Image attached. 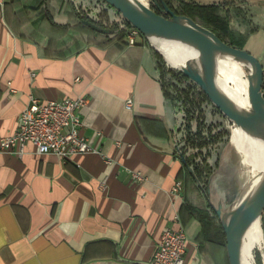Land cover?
Instances as JSON below:
<instances>
[{
	"label": "crops",
	"instance_id": "0c3cea01",
	"mask_svg": "<svg viewBox=\"0 0 264 264\" xmlns=\"http://www.w3.org/2000/svg\"><path fill=\"white\" fill-rule=\"evenodd\" d=\"M78 7L0 0V139L16 129L29 95L84 97L79 132L97 150L65 162L32 145L0 150V264H147L167 227L185 231V264H229L224 233L203 232L191 210L212 204L184 178L179 116L164 98L156 48L142 36L128 45L88 33ZM243 9L256 26L245 50L264 68V0H244Z\"/></svg>",
	"mask_w": 264,
	"mask_h": 264
},
{
	"label": "trees",
	"instance_id": "16d2710c",
	"mask_svg": "<svg viewBox=\"0 0 264 264\" xmlns=\"http://www.w3.org/2000/svg\"><path fill=\"white\" fill-rule=\"evenodd\" d=\"M243 2L244 0H222L209 3L198 0H149V7L156 13L168 17L163 9L165 5L175 14L187 16L209 29L225 44L245 49L246 40L256 30V26H251L244 33H235L230 25L232 17L246 16H244ZM95 3L107 5L102 0H95ZM76 16L80 20L77 24L84 19L109 30H112L113 25H118L111 24L108 11L103 7H100L99 12L93 17L82 15L79 11L76 12ZM120 19L123 26L118 34H114V38L121 40L125 36L126 28L131 26L121 16ZM244 23L251 24L250 19H246ZM81 27L88 33H95L86 26ZM153 55L164 98L171 104L175 113H180L181 116L174 136L177 138L176 151L181 163L182 157L185 162V165L182 163L184 178L187 183H193L198 189L203 190L207 185L205 183H207L208 175L218 164L220 151L225 145L230 144V134L231 136L234 134L233 123L181 71L167 66L158 51L153 50ZM261 90L264 92V82H262ZM190 151H193V155L188 154ZM185 166L190 167L191 172ZM201 185L203 186L200 187ZM191 210L202 222L203 232L207 227H215L223 233L212 208L209 210L191 207ZM260 222L262 233H264V211L260 214Z\"/></svg>",
	"mask_w": 264,
	"mask_h": 264
},
{
	"label": "water",
	"instance_id": "95a60500",
	"mask_svg": "<svg viewBox=\"0 0 264 264\" xmlns=\"http://www.w3.org/2000/svg\"><path fill=\"white\" fill-rule=\"evenodd\" d=\"M102 1L114 8L122 19L127 21L132 28L138 30L140 35L146 38L149 43L148 35L150 33L186 42L190 49L195 52L199 64L195 62V58L188 56L185 57L180 67L175 68L197 85L208 100L234 125H251L256 121L264 122V92L261 90L262 82H264V68L245 49L225 44L209 29L187 16L175 14L165 5L163 9L168 17L156 13L146 3L137 0L133 2L127 0ZM81 23L102 34L112 33V30L100 27L89 20L83 19ZM150 45L154 48L151 43ZM159 54L163 57L160 52ZM214 54L239 58L246 63L244 68L247 71L248 110L240 111L229 105L219 93L214 82ZM181 159L185 165L183 157ZM185 167L190 171V167ZM211 207L225 235L229 264H241L238 253L240 236L250 222L256 217L259 218L261 212L264 211V177L255 190L235 207H232V203L224 207L220 201Z\"/></svg>",
	"mask_w": 264,
	"mask_h": 264
},
{
	"label": "built area",
	"instance_id": "2783aa9c",
	"mask_svg": "<svg viewBox=\"0 0 264 264\" xmlns=\"http://www.w3.org/2000/svg\"><path fill=\"white\" fill-rule=\"evenodd\" d=\"M139 36L141 35L138 30L129 27L124 39L128 45H134ZM86 102L84 97L42 102L29 95L27 103L18 115L16 129L0 139V150L23 154L26 147L32 145L36 154H51L63 162L75 155L97 152L79 132V111ZM125 108H131V100L125 102ZM132 178L141 181L143 176L140 173H132ZM103 185L104 181L101 183V186ZM181 191L182 182L177 180L171 188V193L178 197ZM186 241L183 228H164L147 264H185L183 256L187 248Z\"/></svg>",
	"mask_w": 264,
	"mask_h": 264
},
{
	"label": "bare ground",
	"instance_id": "6f19581e",
	"mask_svg": "<svg viewBox=\"0 0 264 264\" xmlns=\"http://www.w3.org/2000/svg\"><path fill=\"white\" fill-rule=\"evenodd\" d=\"M127 1L133 2L135 0ZM137 1L142 2V0ZM148 37H151L150 40H154H152V43L165 55L168 64L180 67L185 57L188 56L195 58V62L199 64L195 52L190 49L186 42L154 33H150ZM175 54H178L176 58L172 56ZM215 57V59L213 58V68L217 74H214V82L219 93L229 105L240 111L248 110L247 73L237 70V61L243 65L246 63L239 58L222 56L221 54H216ZM228 64L231 65V68L228 67ZM235 131L240 135L239 141L235 145V153L240 156V160L238 161L239 164L237 162L238 165L234 166V175L236 176L239 166L242 168L252 167L257 171L242 180L240 190L232 202V207L238 205L248 194L255 190L262 177H264V122L256 121L251 125L236 124ZM257 245L264 248V233H262L260 217L254 218L240 236L238 253L241 264H251L249 261L252 260V249Z\"/></svg>",
	"mask_w": 264,
	"mask_h": 264
},
{
	"label": "rangeland",
	"instance_id": "374dc122",
	"mask_svg": "<svg viewBox=\"0 0 264 264\" xmlns=\"http://www.w3.org/2000/svg\"><path fill=\"white\" fill-rule=\"evenodd\" d=\"M72 2H74L76 7L79 6L78 7V9L80 10L79 12H82V15H88L92 17L95 16L96 13L99 12L100 7H103L104 9L108 11L111 24L113 23L118 24V25H113L112 34H118L120 32L119 29H121L123 25L121 23L120 15L116 12L114 8L108 7L105 4L104 6L103 4L95 3V0H72ZM142 2L146 3L149 6V0H144V1L142 0ZM245 15L246 13L244 14V16ZM246 19H248L247 16H245L244 18H242V16L232 17L230 25H231L233 32L244 33L245 30H248L251 26H253L252 23L245 24L244 21ZM105 22L107 23V21ZM105 22H102V24H106ZM126 31H127V28H126ZM143 39L146 40V38L144 37ZM148 39L150 43L162 54V52L152 43L153 39L150 40L151 37H148ZM162 55L165 58V55L164 54ZM172 56L176 58L178 54H175ZM213 58L215 59L216 57L214 56ZM255 58L257 59V57ZM170 66H173V65L171 64ZM228 67L231 68V65H229ZM237 70L245 71L247 73L246 69L244 68V65L239 61H237ZM214 74H217V72L214 71ZM236 76L241 79V77H239L238 75ZM177 114L179 116V122H180V117H181L180 113H177ZM232 128H233L234 134H232V136L230 134L229 142H231V140L233 141L231 142L230 146L229 144H227L220 151L218 164L216 168H214L212 173L208 175L207 183H205L207 184L206 187L203 190L198 189L209 199V202H211V204L214 206L216 205L218 201H220L224 207L229 206L233 202L237 193L239 192L240 187H241L240 184L242 180L250 176L254 171H257L252 167L242 168L241 166H239L236 176L234 175V170H235L234 166H237L239 164L238 161L240 160V156L235 153L236 152L235 145L238 143L240 135L239 133L237 134V132L235 131L234 124ZM190 153L193 155V151L188 152L189 155ZM239 169H240V172H239ZM202 186L203 185H201L200 187ZM249 262L251 264H264V248H261L258 245L255 246L252 249V260Z\"/></svg>",
	"mask_w": 264,
	"mask_h": 264
}]
</instances>
